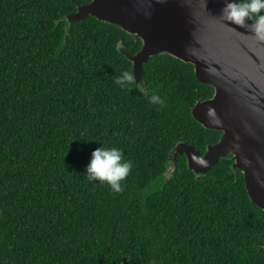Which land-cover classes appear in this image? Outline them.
Instances as JSON below:
<instances>
[{
    "label": "trees",
    "instance_id": "trees-1",
    "mask_svg": "<svg viewBox=\"0 0 264 264\" xmlns=\"http://www.w3.org/2000/svg\"><path fill=\"white\" fill-rule=\"evenodd\" d=\"M91 0H0V264H264V209L230 155L206 174L201 152L221 131L193 117L213 94L191 63H144L145 87L114 83L142 41L120 26L64 17ZM153 92L164 105L149 103ZM132 162L122 191L89 181L98 146Z\"/></svg>",
    "mask_w": 264,
    "mask_h": 264
},
{
    "label": "water",
    "instance_id": "water-1",
    "mask_svg": "<svg viewBox=\"0 0 264 264\" xmlns=\"http://www.w3.org/2000/svg\"><path fill=\"white\" fill-rule=\"evenodd\" d=\"M225 2L91 0L64 19L72 23L92 14L140 38L136 52L121 44L119 49L132 62L142 89L144 63L151 56L169 54L191 63L197 79L214 89L210 97L197 99L193 117L221 134L203 153L192 142L179 141L169 151L166 168L172 172L184 154L191 170L206 174L230 155L244 175L250 198L264 209V186L258 183L264 181V41L247 27L224 20L220 14Z\"/></svg>",
    "mask_w": 264,
    "mask_h": 264
},
{
    "label": "clouds",
    "instance_id": "clouds-1",
    "mask_svg": "<svg viewBox=\"0 0 264 264\" xmlns=\"http://www.w3.org/2000/svg\"><path fill=\"white\" fill-rule=\"evenodd\" d=\"M220 15L224 20L247 27L258 40L264 41V0H226ZM246 19L252 22L246 24ZM114 83L122 89L130 90L135 87L143 91L141 82H137L133 73L126 69H121L120 74L114 77ZM148 100L156 105L165 103L155 92L149 95ZM196 163L203 166L206 161L197 160ZM131 167L132 162L123 158L121 149L99 145L91 151L85 173L89 181L106 183L110 190L119 193L122 191L121 181L128 175ZM258 183L264 186V181L258 180Z\"/></svg>",
    "mask_w": 264,
    "mask_h": 264
},
{
    "label": "flooded vegetation",
    "instance_id": "flooded-vegetation-1",
    "mask_svg": "<svg viewBox=\"0 0 264 264\" xmlns=\"http://www.w3.org/2000/svg\"><path fill=\"white\" fill-rule=\"evenodd\" d=\"M217 141V140H216ZM204 152V151H203ZM203 152H201V153H203Z\"/></svg>",
    "mask_w": 264,
    "mask_h": 264
}]
</instances>
